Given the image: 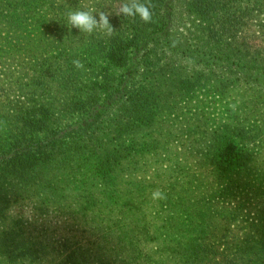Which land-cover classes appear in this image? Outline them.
Here are the masks:
<instances>
[{"label": "trees", "instance_id": "16d2710c", "mask_svg": "<svg viewBox=\"0 0 264 264\" xmlns=\"http://www.w3.org/2000/svg\"><path fill=\"white\" fill-rule=\"evenodd\" d=\"M125 2L0 0V91L21 97L11 111L0 106V219L20 202L65 213L85 198L81 211L90 208L89 219L109 232L115 250L90 256L78 242L43 241L27 220L11 215L0 232V264H138V255L131 258L139 238L130 226L137 227L134 209L124 210L116 169L154 147L143 132L183 96L264 89V44L257 43L264 40V0H141L151 5L149 23L119 14ZM74 10L109 14L113 33L71 27L67 13ZM249 22L259 29L235 35ZM230 128L239 142L251 130ZM245 147L211 142L206 159L216 182L247 164ZM245 185L229 182L224 191L238 197ZM259 194L254 189L249 203ZM203 207L170 227L179 264H264V207L233 232L240 207L232 215ZM215 215L220 222H212Z\"/></svg>", "mask_w": 264, "mask_h": 264}, {"label": "rangeland", "instance_id": "374dc122", "mask_svg": "<svg viewBox=\"0 0 264 264\" xmlns=\"http://www.w3.org/2000/svg\"><path fill=\"white\" fill-rule=\"evenodd\" d=\"M258 29L249 22L248 27L239 28L235 35L250 34ZM257 43L264 44V40L258 39ZM242 89H234L223 98L207 92L194 93L188 100L187 95L183 96L169 109L160 111L154 124L143 132V141L156 143L154 147L144 148L137 157L123 160L116 169L117 194L123 199L124 210L134 209L132 218L137 227L135 223L130 226L139 238L133 242L136 249L131 258L138 255L135 258L138 264H179L170 252V238L174 235L170 227L175 221L188 223L186 217L201 205L204 210L207 205H213L224 215L237 213L240 207L241 215L229 225L232 232L243 220H253L254 208L264 207V89L259 88L254 94ZM20 99L16 92L0 91L2 110L11 111L12 105ZM233 126L244 127V130L250 127L245 141L236 140L240 137L238 133L228 132ZM215 139L222 144L234 141L245 149L247 144L251 149V159L241 168H232V179L226 183L225 180L216 182V171L206 159L207 148ZM242 180L246 185L241 195H227L224 191L227 183L240 185ZM248 188H252L253 193L254 189L260 191L256 202L249 203L253 193L247 192ZM157 189L165 194V199H152ZM219 189H223L222 197L216 195ZM87 190L91 193L88 186ZM84 201L85 198L81 202L73 200L70 209H63L65 213L56 208L38 210L29 201L17 203L0 219V232L11 225V215H18L29 222L43 241L59 246L67 240L78 242L80 250L90 256L99 252L114 254V241L109 232L97 230V224L88 217L94 214L90 208L81 211ZM220 221L216 215L212 220L213 223Z\"/></svg>", "mask_w": 264, "mask_h": 264}, {"label": "clouds", "instance_id": "9594fccd", "mask_svg": "<svg viewBox=\"0 0 264 264\" xmlns=\"http://www.w3.org/2000/svg\"><path fill=\"white\" fill-rule=\"evenodd\" d=\"M150 8V4L142 3L141 0H127V2L120 6L119 14L129 17L139 16L145 23H149L152 19ZM108 15L109 14L102 11L94 15L91 10H74L67 13V20L71 27L79 29L80 32L91 34L94 31H104L107 35H111L114 29L109 22ZM73 65L77 69L84 67L80 60H73ZM165 198V194L159 189L152 193L153 200Z\"/></svg>", "mask_w": 264, "mask_h": 264}]
</instances>
